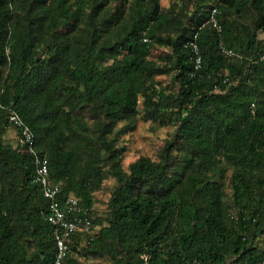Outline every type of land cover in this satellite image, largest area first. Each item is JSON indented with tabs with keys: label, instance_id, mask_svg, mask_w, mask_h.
Returning <instances> with one entry per match:
<instances>
[{
	"label": "trees",
	"instance_id": "trees-1",
	"mask_svg": "<svg viewBox=\"0 0 264 264\" xmlns=\"http://www.w3.org/2000/svg\"><path fill=\"white\" fill-rule=\"evenodd\" d=\"M162 1L0 0V264H53L57 251L13 112L58 201L91 211L92 233L71 241L69 263L264 260V0ZM215 9L221 33L203 26ZM140 120L173 132L157 159L125 169L120 141Z\"/></svg>",
	"mask_w": 264,
	"mask_h": 264
},
{
	"label": "built area",
	"instance_id": "built-area-1",
	"mask_svg": "<svg viewBox=\"0 0 264 264\" xmlns=\"http://www.w3.org/2000/svg\"><path fill=\"white\" fill-rule=\"evenodd\" d=\"M216 15L217 10L215 9L212 11L209 21L203 26L209 23L221 33L222 28L216 19ZM190 47L193 52L195 71L192 76L195 77L196 73L203 69V56L196 42H191ZM222 53L228 58L234 55L232 50L225 48H222ZM10 122L20 131L19 145L26 147L29 153L35 156L36 174L33 177V183L40 187L44 197L51 202L50 213L47 215L46 221L55 227L54 239L57 251L53 264H71L68 262L71 241L83 234L92 233V221L89 218L91 211L74 196L66 198L63 203L58 201L61 188L52 184L47 160L42 159L34 149V135L31 130L16 112L11 114ZM258 264H264V260Z\"/></svg>",
	"mask_w": 264,
	"mask_h": 264
},
{
	"label": "rangeland",
	"instance_id": "rangeland-1",
	"mask_svg": "<svg viewBox=\"0 0 264 264\" xmlns=\"http://www.w3.org/2000/svg\"><path fill=\"white\" fill-rule=\"evenodd\" d=\"M162 5L168 7L170 4L167 0H163ZM159 80L164 85L169 83L166 77H162ZM172 132L173 129L171 128L159 127L151 122L140 120L137 130L132 134L124 136L120 141V146L126 149L123 157L124 168L127 169L131 163L142 156L157 159L160 150L165 145L166 141L170 139ZM7 141L15 146L17 139L13 137V134L8 133ZM115 186L116 181L114 179H109L105 182L103 189L95 195V210L97 215H105L107 204ZM80 262L81 264H93L97 261L82 259Z\"/></svg>",
	"mask_w": 264,
	"mask_h": 264
}]
</instances>
